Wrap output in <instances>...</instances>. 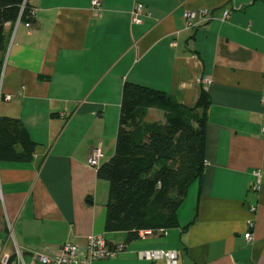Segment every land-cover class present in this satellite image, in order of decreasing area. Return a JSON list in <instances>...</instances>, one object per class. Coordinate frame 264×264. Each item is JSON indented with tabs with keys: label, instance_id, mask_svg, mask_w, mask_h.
<instances>
[{
	"label": "crops",
	"instance_id": "obj_1",
	"mask_svg": "<svg viewBox=\"0 0 264 264\" xmlns=\"http://www.w3.org/2000/svg\"><path fill=\"white\" fill-rule=\"evenodd\" d=\"M29 3L30 26L13 30L4 115L20 118L36 145L30 160L0 159V246L43 264L36 255L53 256L64 244L83 259L89 237L102 235L123 249L93 264H167L139 259L152 249L177 250L178 264H264V0H102L99 9L91 0ZM136 3L145 6L139 24L131 18ZM202 10L213 18L200 20ZM202 74L211 82L201 83ZM128 81L187 106L206 90L211 103L205 172L189 187L179 226L140 231L126 243L125 231L106 227L109 182L88 158L97 146L99 165L108 162L119 127L135 126L122 112ZM147 118L164 121V113L150 108Z\"/></svg>",
	"mask_w": 264,
	"mask_h": 264
},
{
	"label": "trees",
	"instance_id": "obj_2",
	"mask_svg": "<svg viewBox=\"0 0 264 264\" xmlns=\"http://www.w3.org/2000/svg\"><path fill=\"white\" fill-rule=\"evenodd\" d=\"M34 9L29 0H0V76L13 28L23 22L30 26ZM201 12L203 22L213 18L208 11L205 18ZM18 18L21 20L17 24ZM7 22L11 30H6ZM10 99L11 95L4 93L0 104ZM210 103L206 90L194 106H187L161 89L125 83L122 112L136 124L132 129L119 127L113 156L97 168L98 177L107 180L110 188L106 227L125 231L126 243L137 239L143 230L164 231L179 226L178 211L189 187L205 172L206 110ZM150 108L160 109L164 121L149 120ZM35 145L20 118L0 115L1 160H30Z\"/></svg>",
	"mask_w": 264,
	"mask_h": 264
},
{
	"label": "built area",
	"instance_id": "obj_3",
	"mask_svg": "<svg viewBox=\"0 0 264 264\" xmlns=\"http://www.w3.org/2000/svg\"><path fill=\"white\" fill-rule=\"evenodd\" d=\"M26 2V1H25ZM102 0H91V7L93 9H99L101 7ZM25 4L22 7L24 10ZM143 4L138 3L135 7V10L132 12V22L139 24L142 23V11H143ZM202 16L205 18L207 15V10H202ZM187 19H193L195 17V13L191 11H185L184 13ZM230 16L229 10H224L221 19L226 20ZM21 18H18L17 24L20 22ZM6 30H11L12 26L11 23L7 22L5 25ZM14 30V28H13ZM13 41V33L12 37L9 40V44L7 46L6 55L3 61V68L1 70L0 76V99L2 98L4 91H3V80L5 75V68L7 65V60L9 56V50ZM2 42L0 37V59L2 56ZM199 81L201 83H210L211 78L209 76H205L204 74L199 76ZM102 156V150L100 147H94L92 149L91 155L88 158V164L91 166H99L100 158ZM255 180L253 182L252 187L257 188L258 185L261 183V170H256L254 172ZM252 217L247 220L248 226L251 231L246 234V239L248 241L252 238V228L254 226V213L256 211L255 207L250 208ZM9 227V235H13V228L12 224H8ZM145 233H148L146 230H143ZM123 249V246H108L106 240L102 235H94L90 236L87 243V253L85 258L78 259L77 258V246L74 244H64L58 250V253L53 256H46V255H36V258L40 260L43 264H93L95 261L104 259V258H113L116 257L117 254ZM138 255L142 259L147 260H157L164 258L167 261V264H178L179 254L177 250H163V249H152V250H142L138 252ZM0 264H26L22 253L19 248L16 250V254L12 255L5 250V248L0 246Z\"/></svg>",
	"mask_w": 264,
	"mask_h": 264
},
{
	"label": "rangeland",
	"instance_id": "obj_4",
	"mask_svg": "<svg viewBox=\"0 0 264 264\" xmlns=\"http://www.w3.org/2000/svg\"><path fill=\"white\" fill-rule=\"evenodd\" d=\"M15 28V27H14ZM7 104H9V103H7V102H2L1 104H0V115L2 116L3 114H4V112H5V106L7 105ZM156 113V112H155ZM135 124H136V121H135ZM134 124V125H135ZM134 127V126H133ZM123 233V231H118V232H116V233ZM124 234V233H123ZM117 237H120V235L119 234H116V236H115V238H117ZM124 238H125V241H126V239H127V236H126V234H124ZM124 240V239H123ZM131 259H133V258H135V257H137V255H130L129 256ZM140 260H147V259H142V258H139ZM148 261V260H147ZM150 262H152L151 260H149ZM142 263V262H141ZM119 264H130V261H126V262H124V263H119ZM138 264V263H137ZM143 264V263H142Z\"/></svg>",
	"mask_w": 264,
	"mask_h": 264
},
{
	"label": "clouds",
	"instance_id": "obj_5",
	"mask_svg": "<svg viewBox=\"0 0 264 264\" xmlns=\"http://www.w3.org/2000/svg\"><path fill=\"white\" fill-rule=\"evenodd\" d=\"M205 75V74H204Z\"/></svg>",
	"mask_w": 264,
	"mask_h": 264
}]
</instances>
